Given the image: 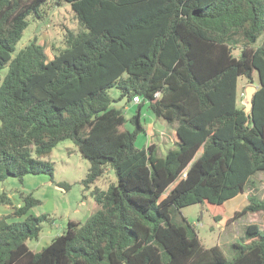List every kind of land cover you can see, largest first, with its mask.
Returning <instances> with one entry per match:
<instances>
[{"label": "trees", "instance_id": "16d2710c", "mask_svg": "<svg viewBox=\"0 0 264 264\" xmlns=\"http://www.w3.org/2000/svg\"><path fill=\"white\" fill-rule=\"evenodd\" d=\"M46 1L0 0V72L7 66L0 77V181L52 178L47 157L71 140L90 163L87 187L107 167L117 182L94 188L97 210L84 222L68 220L39 251L26 240L37 238L47 219L28 213L40 201L28 193L14 206L0 193V204L12 208L0 215V264H264V229L256 223L228 258L217 245L203 247L186 217L174 220L195 203L218 220L224 203L264 171V39L254 46L264 30V0H52L68 2L76 17L64 47L48 59L34 37L12 56L28 17L39 16ZM239 76L258 85L248 115L237 104ZM124 95L141 98L133 130L121 128L126 105H109ZM146 103L179 140L164 154L154 142L136 145ZM257 211L264 212V196L251 191L232 219ZM11 216L25 217L7 221Z\"/></svg>", "mask_w": 264, "mask_h": 264}, {"label": "rangeland", "instance_id": "374dc122", "mask_svg": "<svg viewBox=\"0 0 264 264\" xmlns=\"http://www.w3.org/2000/svg\"><path fill=\"white\" fill-rule=\"evenodd\" d=\"M28 20L29 23L17 41L12 56L36 37L37 41L44 46L47 57L51 58L54 53L64 47L65 31L77 27L74 11L68 2L56 5L52 0H47L40 6L39 16L30 15ZM263 39L264 30L258 36L254 46L259 45ZM232 51L235 56H238L240 47H235ZM6 70L7 66L1 70V79ZM254 77L257 79V74H254ZM250 84L255 83H251L243 76L238 77L237 104L240 107L245 106V89ZM107 93L114 98L118 95V90L115 86H111L107 89ZM136 109L137 105L131 102L123 108L125 122L121 126L122 129L133 130L136 127L135 123L130 120L136 113ZM140 123L144 130L138 134L136 140L138 147L154 142L158 146V153H165L169 148L178 146V143L171 142L174 135L170 124L162 117L156 116L147 103L140 110ZM200 151L195 157L200 154ZM47 158L53 165L52 178L40 173L26 174L22 181L16 176L0 181V193L5 192L14 206L22 203L23 195L31 193L40 203L30 208L28 213L47 215V219L40 223L41 229L38 237L26 240L27 246L32 251H39L53 237L63 233L68 220L84 222L98 208L92 195L93 189L96 187L107 189L110 184L117 182L114 170L107 167L104 173L87 187L83 180L90 163L81 155L71 140L58 143ZM252 178L253 184L248 186L245 193L224 203L223 209L220 208L222 214L219 215L218 220H214L211 210H207L205 204L201 203L182 207L180 213L174 215V220L180 221L182 216L186 217L195 226L203 247L209 248L217 245L228 258H231L234 255L232 243L243 240L248 224L256 223L264 229V212L262 211L247 212L232 219L234 211L240 210L246 204V195L249 192L253 191L260 197L264 196V171L255 172ZM11 211L10 205L0 204V215ZM24 217L11 216L7 218V221H21Z\"/></svg>", "mask_w": 264, "mask_h": 264}, {"label": "water", "instance_id": "95a60500", "mask_svg": "<svg viewBox=\"0 0 264 264\" xmlns=\"http://www.w3.org/2000/svg\"><path fill=\"white\" fill-rule=\"evenodd\" d=\"M258 85L256 84H250L245 89V106L243 107L244 112L246 115L249 113L251 114L253 103H252V97L257 90ZM129 102V98L127 95L122 96L118 100H112L109 105L111 106H125Z\"/></svg>", "mask_w": 264, "mask_h": 264}, {"label": "crops", "instance_id": "0c3cea01", "mask_svg": "<svg viewBox=\"0 0 264 264\" xmlns=\"http://www.w3.org/2000/svg\"><path fill=\"white\" fill-rule=\"evenodd\" d=\"M52 58V57H51ZM48 59H50V58H48ZM131 102V101H130ZM133 105H136L135 103H133V102H131ZM173 130V129H172ZM173 132V137H174V139L173 140H171V142H173V143H178V138H177V136H176V133L174 132V130L172 131ZM147 133V132H146ZM149 134H150V132H149ZM159 154H164V153H162V152H160Z\"/></svg>", "mask_w": 264, "mask_h": 264}, {"label": "built area", "instance_id": "2783aa9c", "mask_svg": "<svg viewBox=\"0 0 264 264\" xmlns=\"http://www.w3.org/2000/svg\"><path fill=\"white\" fill-rule=\"evenodd\" d=\"M156 95H158V93H156ZM141 101V98L137 95L133 96L132 99H131V102L137 104ZM184 175V174H183Z\"/></svg>", "mask_w": 264, "mask_h": 264}]
</instances>
